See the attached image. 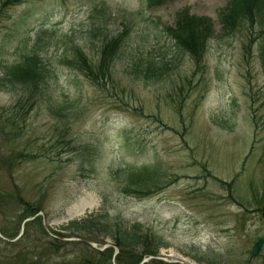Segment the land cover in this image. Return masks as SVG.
<instances>
[{
  "label": "rangeland",
  "instance_id": "1",
  "mask_svg": "<svg viewBox=\"0 0 264 264\" xmlns=\"http://www.w3.org/2000/svg\"><path fill=\"white\" fill-rule=\"evenodd\" d=\"M5 1L0 226L17 229L21 196L43 203L51 235H68L64 226L91 215L105 222L108 232L86 239L101 250L117 248L110 235L120 222L152 233L168 263L264 264V246L251 257L264 236L262 19L229 32L230 0ZM186 12L210 20L200 66L171 34ZM117 37L100 89L80 59L97 72ZM34 56L29 79L20 69ZM76 251L86 256L85 247L67 246L43 262L70 264Z\"/></svg>",
  "mask_w": 264,
  "mask_h": 264
},
{
  "label": "trees",
  "instance_id": "2",
  "mask_svg": "<svg viewBox=\"0 0 264 264\" xmlns=\"http://www.w3.org/2000/svg\"><path fill=\"white\" fill-rule=\"evenodd\" d=\"M150 1L154 4H162L168 0ZM22 2L23 0H7L4 2V6ZM258 18L262 19L261 22L264 23V0H230L223 15V25L231 32L236 30L240 24L244 22L254 23ZM171 34L176 40L175 44L184 52H188L198 66L204 62L211 34L209 19L198 18L186 12L179 17L176 28L171 29ZM121 44L122 37L110 40L106 44L97 72L93 71L85 56L81 57L80 68L83 72H87L85 74L96 87L104 89L103 82L109 78L111 62ZM38 62V57L27 58L21 65L20 74L27 75L29 79L35 77ZM39 78L40 73L35 80ZM5 197L8 198V195ZM15 204L19 216L17 229L12 232L8 227L0 226V233L3 236V238L0 237V243L4 245L2 252L7 253L6 258L0 261L1 264H50L49 261L43 262V255L56 252L59 249L62 250L67 246H74L75 248L83 246L86 249V256L76 251L73 259L69 260L70 264H141L149 257H153V259L145 264H172L156 258L160 248L155 244L158 241L152 233L144 231L141 225H135L136 230L130 233L122 223H114L115 231L110 236L117 248L108 247L101 250L92 247L86 240L95 234L94 230L108 232L109 226L99 218H94L91 215L71 221L63 227V230H69L72 233L65 235L59 231L50 230L53 233L51 235L44 225L43 215L39 214L44 212L43 203L29 202L20 196ZM6 210L7 208L4 211ZM28 219L32 220L25 222ZM22 225L23 227H21ZM22 228H24L23 235L20 239L15 240ZM34 235L35 238H33ZM73 237L76 241L69 240ZM31 238H33L32 241ZM15 248H18L17 253L11 254ZM116 249L119 251L117 254Z\"/></svg>",
  "mask_w": 264,
  "mask_h": 264
},
{
  "label": "water",
  "instance_id": "3",
  "mask_svg": "<svg viewBox=\"0 0 264 264\" xmlns=\"http://www.w3.org/2000/svg\"><path fill=\"white\" fill-rule=\"evenodd\" d=\"M262 215H263V217H264V206H263V214H262ZM27 221H28V220H27ZM27 221H26V222H27ZM88 243H90L93 247L97 248L96 243H94V242H92V241H89ZM263 246H264V237H260V238L258 239V241L254 244L253 248H252V251H251V257H252V258H256V257L260 254V252H261ZM105 247H108V245H106ZM151 258H152V257H151ZM151 258H147L146 260L143 261L142 264L147 263ZM159 259H161V258H159Z\"/></svg>",
  "mask_w": 264,
  "mask_h": 264
},
{
  "label": "bare ground",
  "instance_id": "4",
  "mask_svg": "<svg viewBox=\"0 0 264 264\" xmlns=\"http://www.w3.org/2000/svg\"><path fill=\"white\" fill-rule=\"evenodd\" d=\"M183 261H185V260H183ZM185 263H186V264H194V263H190V262H187V261H185Z\"/></svg>",
  "mask_w": 264,
  "mask_h": 264
}]
</instances>
